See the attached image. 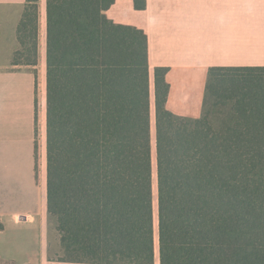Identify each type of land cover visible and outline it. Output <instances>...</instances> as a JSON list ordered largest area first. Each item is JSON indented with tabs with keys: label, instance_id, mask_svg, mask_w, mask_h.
Segmentation results:
<instances>
[{
	"label": "trees",
	"instance_id": "1",
	"mask_svg": "<svg viewBox=\"0 0 264 264\" xmlns=\"http://www.w3.org/2000/svg\"><path fill=\"white\" fill-rule=\"evenodd\" d=\"M26 2L12 64L33 67L39 0ZM113 2L45 3L46 200L60 261L264 264V67L210 68L202 115L177 116L167 69L151 77L147 36L109 20ZM208 96L227 109L218 128Z\"/></svg>",
	"mask_w": 264,
	"mask_h": 264
},
{
	"label": "crops",
	"instance_id": "2",
	"mask_svg": "<svg viewBox=\"0 0 264 264\" xmlns=\"http://www.w3.org/2000/svg\"><path fill=\"white\" fill-rule=\"evenodd\" d=\"M26 3L0 0V259L83 264L51 258L61 245L56 221L47 212L45 40L40 31L36 66L12 64ZM105 15L147 36L151 77L155 68L167 69L166 109L177 116L202 115L210 68L264 67V0H145L143 10L135 9L134 0H114Z\"/></svg>",
	"mask_w": 264,
	"mask_h": 264
},
{
	"label": "rangeland",
	"instance_id": "3",
	"mask_svg": "<svg viewBox=\"0 0 264 264\" xmlns=\"http://www.w3.org/2000/svg\"><path fill=\"white\" fill-rule=\"evenodd\" d=\"M45 0H42L38 2V9H39V26H40V37L41 40H45ZM43 67V66H42ZM150 93H151V107H150V125H151V136H152V142L154 143V106H153V86L151 82L150 87ZM215 100L213 97L208 96L207 99H205V112L209 114V119L214 127L218 128L221 125L222 120L225 118L227 109H224L220 107L219 105L216 106ZM54 224L52 222L51 224V232L53 231ZM65 254L61 248V251L58 253L51 252V258L53 259H61L64 258ZM158 259V257H157Z\"/></svg>",
	"mask_w": 264,
	"mask_h": 264
}]
</instances>
